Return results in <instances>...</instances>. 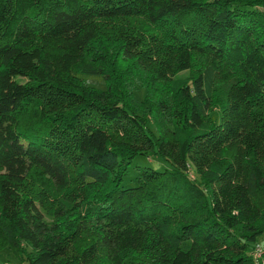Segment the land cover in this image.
<instances>
[{
	"label": "trees",
	"instance_id": "trees-1",
	"mask_svg": "<svg viewBox=\"0 0 264 264\" xmlns=\"http://www.w3.org/2000/svg\"><path fill=\"white\" fill-rule=\"evenodd\" d=\"M136 156L165 166L124 185ZM256 247L264 264V0H0V251L259 264Z\"/></svg>",
	"mask_w": 264,
	"mask_h": 264
},
{
	"label": "rangeland",
	"instance_id": "rangeland-1",
	"mask_svg": "<svg viewBox=\"0 0 264 264\" xmlns=\"http://www.w3.org/2000/svg\"><path fill=\"white\" fill-rule=\"evenodd\" d=\"M181 75L185 76L187 75V72L184 71L181 73ZM89 81L97 86L103 87V81L100 78H89ZM143 94H144V90L139 89L136 93V96L141 99ZM214 112H216V110H214ZM134 165L151 166V167L153 166V167H159V168H164L165 166L164 162L161 163L157 158H145L143 156H136L132 160V163L130 165L129 174L125 177V180L123 182L124 185H132L135 183V179H134L135 175H134V169H133ZM192 175L194 176V173H192ZM0 263L1 264H24L18 261L14 257L12 252L8 250V248H5L0 251Z\"/></svg>",
	"mask_w": 264,
	"mask_h": 264
},
{
	"label": "built area",
	"instance_id": "built-area-1",
	"mask_svg": "<svg viewBox=\"0 0 264 264\" xmlns=\"http://www.w3.org/2000/svg\"><path fill=\"white\" fill-rule=\"evenodd\" d=\"M253 256L255 258V260L259 263V264H262L261 261H260V257H261V251L258 247H256V249H254L253 251Z\"/></svg>",
	"mask_w": 264,
	"mask_h": 264
}]
</instances>
